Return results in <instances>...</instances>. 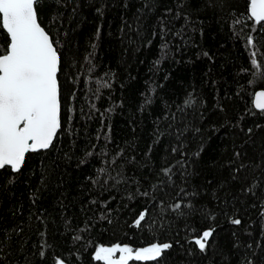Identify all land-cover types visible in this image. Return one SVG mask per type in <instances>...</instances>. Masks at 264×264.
Masks as SVG:
<instances>
[{"label":"trees","instance_id":"16d2710c","mask_svg":"<svg viewBox=\"0 0 264 264\" xmlns=\"http://www.w3.org/2000/svg\"><path fill=\"white\" fill-rule=\"evenodd\" d=\"M38 18L60 55L62 127L0 172V264H105L100 246L153 243L171 247L128 264H264L250 0H40Z\"/></svg>","mask_w":264,"mask_h":264},{"label":"snow or ice","instance_id":"6c2138e0","mask_svg":"<svg viewBox=\"0 0 264 264\" xmlns=\"http://www.w3.org/2000/svg\"><path fill=\"white\" fill-rule=\"evenodd\" d=\"M40 0H0V28L9 41L0 51V169L18 172L27 153L48 149L61 129V94L58 73L60 55L53 38L38 19ZM251 18L264 22V0H250ZM264 27V23H261ZM252 43V38H248ZM252 64L258 76L264 70L253 53ZM255 107L264 112V91L256 93ZM180 203L175 205L176 209ZM145 219L141 213L135 224ZM239 219L232 223L239 224ZM212 235L206 230L195 241L201 250ZM171 245L153 243L133 250L128 245L100 246L96 259L106 264L129 261H155ZM120 252L118 258L114 254ZM43 255V253H41ZM56 264H65L59 259Z\"/></svg>","mask_w":264,"mask_h":264},{"label":"water","instance_id":"95a60500","mask_svg":"<svg viewBox=\"0 0 264 264\" xmlns=\"http://www.w3.org/2000/svg\"><path fill=\"white\" fill-rule=\"evenodd\" d=\"M39 19V18H38ZM40 22V21H39ZM264 23V22H263ZM41 24V23H40ZM42 26V25H41ZM43 27V26H42ZM46 30V29H45ZM47 31V30H46ZM50 35V34H49ZM51 36V35H50ZM59 74V73H58ZM260 91H264V89H259V90H257L256 92H255V95H254V106H255V104H256V102H257V97H256V93H258V92H260ZM256 108V107H255ZM257 109V108H256ZM258 110H260V109H258ZM50 148V147H49ZM48 148V149H49ZM47 150V149H46ZM39 151H42V150H39ZM36 152H38V151H36ZM27 155H28V153L26 154V156H25V160H26V157H27ZM25 163V162H24ZM24 165V164H23ZM23 165L21 166V168L23 167ZM1 170H3V169H0V172H1ZM207 230H211V229H207ZM206 231V230H205ZM212 234H213V231H212ZM212 236V235H211ZM210 236V237H211ZM209 237V238H210ZM209 238H207V239H209ZM114 258H118V256H114ZM105 262V261H104ZM105 264H106V262H105Z\"/></svg>","mask_w":264,"mask_h":264},{"label":"rangeland","instance_id":"374dc122","mask_svg":"<svg viewBox=\"0 0 264 264\" xmlns=\"http://www.w3.org/2000/svg\"><path fill=\"white\" fill-rule=\"evenodd\" d=\"M120 255H121L120 252H117V253L114 254V256H118V257H119Z\"/></svg>","mask_w":264,"mask_h":264}]
</instances>
